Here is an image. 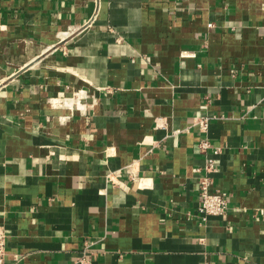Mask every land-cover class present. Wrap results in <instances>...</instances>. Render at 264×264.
Returning a JSON list of instances; mask_svg holds the SVG:
<instances>
[{
	"label": "crops",
	"instance_id": "obj_1",
	"mask_svg": "<svg viewBox=\"0 0 264 264\" xmlns=\"http://www.w3.org/2000/svg\"><path fill=\"white\" fill-rule=\"evenodd\" d=\"M0 227L8 264H264V0H0Z\"/></svg>",
	"mask_w": 264,
	"mask_h": 264
},
{
	"label": "built area",
	"instance_id": "obj_2",
	"mask_svg": "<svg viewBox=\"0 0 264 264\" xmlns=\"http://www.w3.org/2000/svg\"><path fill=\"white\" fill-rule=\"evenodd\" d=\"M182 54L187 55L188 52L184 51ZM89 95V90L85 88H79L77 90H73L72 95L70 96L63 94L52 97L51 103L54 107H66L72 112L76 111L88 117L89 104L86 99ZM64 117L66 118L69 116ZM198 123L200 124L202 130L207 131L209 127V118L201 117L198 120ZM212 145V142H210L208 138L202 139L199 142V147L203 150L210 148ZM218 152L219 148H215L214 153L216 154ZM204 170L205 174L200 177L199 182L200 204L198 207V213L204 221H207L211 216H219L227 212L229 208L230 192L220 188H215L213 186L211 177L208 174L216 170L215 159L213 156L208 158V162ZM139 173V159H136L122 166L121 168L109 170L106 173V180L115 185L126 186V183L123 179H121V177L127 175L130 179L135 181L140 178ZM7 241L8 234L4 228L0 227V264H8L6 261L8 254ZM81 262L86 264V261L83 257L81 258Z\"/></svg>",
	"mask_w": 264,
	"mask_h": 264
}]
</instances>
